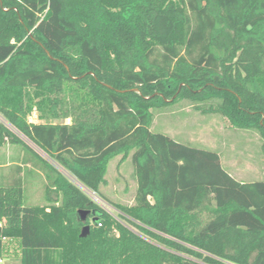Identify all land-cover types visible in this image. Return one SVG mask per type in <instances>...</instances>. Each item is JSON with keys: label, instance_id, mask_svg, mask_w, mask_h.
<instances>
[{"label": "trees", "instance_id": "1", "mask_svg": "<svg viewBox=\"0 0 264 264\" xmlns=\"http://www.w3.org/2000/svg\"><path fill=\"white\" fill-rule=\"evenodd\" d=\"M180 100L258 130L264 158V0H0V146L45 179L43 204L20 176L0 185L1 264H264V160L237 180L217 152L151 131ZM129 152L133 203L114 214L40 154L105 199Z\"/></svg>", "mask_w": 264, "mask_h": 264}, {"label": "rangeland", "instance_id": "2", "mask_svg": "<svg viewBox=\"0 0 264 264\" xmlns=\"http://www.w3.org/2000/svg\"><path fill=\"white\" fill-rule=\"evenodd\" d=\"M203 106L204 104L180 100L160 109H155L150 130L168 135L193 147L217 152L220 155L222 166L237 180L253 181L262 179L264 158L261 152L262 138L258 130L231 127L229 122L219 113L203 112L201 109ZM0 119H2L1 116ZM28 120L38 122L37 114L32 113ZM55 122L69 123L70 119H58ZM40 154L74 183L78 184L95 203L109 212L116 213L108 201L125 204L133 203L136 181L131 152L125 155H116L108 162L105 176L106 184L100 186V194L105 199L85 189L53 160H50L43 153ZM26 156L19 145L7 144L2 148L0 160L6 162L12 158L16 163L23 164L25 169L35 168L30 163H23V158ZM25 164H28L29 167H26ZM26 174L24 173L23 177L21 176L24 181ZM31 180V184L26 183L24 185L25 191L31 195V199L36 200L41 192L39 184L42 178L39 174L36 177L31 175ZM89 221H91V217H89ZM9 243H12V241H9ZM4 261L5 263H18L19 250L17 245L9 249Z\"/></svg>", "mask_w": 264, "mask_h": 264}, {"label": "crops", "instance_id": "3", "mask_svg": "<svg viewBox=\"0 0 264 264\" xmlns=\"http://www.w3.org/2000/svg\"><path fill=\"white\" fill-rule=\"evenodd\" d=\"M8 143L0 146V155H2V148L3 146L7 145ZM26 167H29L28 164H25ZM26 170H27V174H26ZM33 170V171H32ZM25 175V181L22 180V183H24L23 185H25L26 183L31 184L32 180L30 181V176L34 175L36 177L37 174H39L40 178H42L39 187H41V192L38 195V197L36 198V200L31 199V195H29L26 191H25V199L26 202L28 204H43L45 203V197H44V185H45V179H43V177L41 176V172L38 169L32 168H24L23 164L21 163H16L15 160H13L12 158H10L9 160H7L6 162H3L0 160V185H10L14 182H17L18 177ZM30 181V182H29ZM24 190H26L25 186H24Z\"/></svg>", "mask_w": 264, "mask_h": 264}, {"label": "water", "instance_id": "4", "mask_svg": "<svg viewBox=\"0 0 264 264\" xmlns=\"http://www.w3.org/2000/svg\"><path fill=\"white\" fill-rule=\"evenodd\" d=\"M91 215V211L90 210H78L77 211V217L78 219L84 223V225L81 228L80 231V236L81 237H85L88 234L89 231V224H86V220L87 218ZM94 221V218H91V222Z\"/></svg>", "mask_w": 264, "mask_h": 264}, {"label": "built area", "instance_id": "5", "mask_svg": "<svg viewBox=\"0 0 264 264\" xmlns=\"http://www.w3.org/2000/svg\"><path fill=\"white\" fill-rule=\"evenodd\" d=\"M0 227H2V222L0 221ZM1 241H6V240H8V238L7 237H5V236H1ZM3 262V259L2 258H0V264Z\"/></svg>", "mask_w": 264, "mask_h": 264}]
</instances>
